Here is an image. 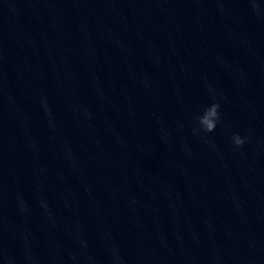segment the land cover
<instances>
[{
    "label": "water",
    "instance_id": "95a60500",
    "mask_svg": "<svg viewBox=\"0 0 264 264\" xmlns=\"http://www.w3.org/2000/svg\"><path fill=\"white\" fill-rule=\"evenodd\" d=\"M113 249L264 264V17L246 0H0V264Z\"/></svg>",
    "mask_w": 264,
    "mask_h": 264
},
{
    "label": "clouds",
    "instance_id": "9594fccd",
    "mask_svg": "<svg viewBox=\"0 0 264 264\" xmlns=\"http://www.w3.org/2000/svg\"><path fill=\"white\" fill-rule=\"evenodd\" d=\"M249 4L253 14L257 18L264 17V0H246ZM219 103L215 100L206 106L202 113L197 116V126L193 128V133H198L201 129L205 133L213 132L217 126V122L220 119ZM246 137H242L239 133H233L232 142L235 146L239 147L245 141ZM75 260L76 257L73 256ZM111 264H123V258L119 255L118 251L113 249Z\"/></svg>",
    "mask_w": 264,
    "mask_h": 264
}]
</instances>
